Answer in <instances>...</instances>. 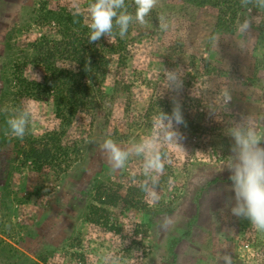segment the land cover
<instances>
[{
	"label": "rangeland",
	"instance_id": "1",
	"mask_svg": "<svg viewBox=\"0 0 264 264\" xmlns=\"http://www.w3.org/2000/svg\"><path fill=\"white\" fill-rule=\"evenodd\" d=\"M90 2L0 0V264H223L225 253L233 264H264V233L231 214L225 168L229 124L251 116L264 128V41L252 57L236 56L239 48H254V29L247 37H223L214 31L213 13L158 0V26L136 42L127 65L129 89L114 94L111 66L104 88L112 97L96 109L78 160L46 174L25 159L29 141L60 124L51 100L19 94L15 79L21 72L49 79L33 47L43 31L36 20L42 8L79 6L89 23ZM166 70L182 74L178 91L167 88ZM225 89L233 97L227 106ZM174 101L185 125L179 144L157 142L165 167L153 201L141 188L143 157L113 169L101 145L110 137L131 148L152 134L161 110L171 114ZM24 106L33 115L20 139L6 119ZM165 217L173 221L167 227Z\"/></svg>",
	"mask_w": 264,
	"mask_h": 264
},
{
	"label": "trees",
	"instance_id": "2",
	"mask_svg": "<svg viewBox=\"0 0 264 264\" xmlns=\"http://www.w3.org/2000/svg\"><path fill=\"white\" fill-rule=\"evenodd\" d=\"M126 4L128 11L134 13V1L126 0ZM183 10L213 13L216 17L214 31L223 37L237 33V25L243 19H252L257 43L250 51L239 48L237 57H252L261 45L260 41H264V9L244 8L240 0H184ZM73 11L67 7L42 8L36 20L43 31L33 47L40 50L38 63L49 74L47 82L29 79L22 72L16 73L15 77L19 94L37 100L50 99L60 120L57 128L31 139L23 150L25 159L46 174L49 168L64 172L78 160L96 109L112 97L104 88L110 67H114V94L125 93L131 82L127 65L133 57L136 42L143 38L145 31L159 23L156 11L152 9L145 18L146 23L141 25L134 20L124 38H120L118 29H114L111 36H102L99 41L90 43L84 14L80 12L74 16Z\"/></svg>",
	"mask_w": 264,
	"mask_h": 264
},
{
	"label": "clouds",
	"instance_id": "3",
	"mask_svg": "<svg viewBox=\"0 0 264 264\" xmlns=\"http://www.w3.org/2000/svg\"><path fill=\"white\" fill-rule=\"evenodd\" d=\"M158 0H134V13L128 11L126 0H91L88 4L89 42L94 43L102 36H111L114 29H118L120 38H124L130 24L135 20L139 24L146 23V16L157 5ZM241 6L264 9V0H240ZM79 6L74 7L73 15H80ZM162 22L160 27L167 28ZM253 21L243 19L237 25V33L247 37L251 32ZM165 79L167 88L178 91L182 87V74L177 70H166ZM232 94L228 89L223 91L224 105L232 101ZM32 110L24 106L6 119V125L12 136L22 139L32 119ZM153 132L131 148L119 145L114 139L108 137L103 141L101 149L107 153L108 160L113 169H122L130 156L143 157V174L146 177L141 185L143 191L149 193L153 201L159 200L155 188L159 175L164 170V156L158 149L157 142L178 143L182 138L179 126L185 125L184 116L178 101H174L171 114L162 110L153 119ZM225 134L231 138V155L225 163L229 171V179L233 196L230 200V211L235 217L246 218L258 231L264 233V128L258 127L251 116H241L232 121ZM234 201V202H232ZM173 221L165 217L163 227ZM223 264H233L231 255L222 256Z\"/></svg>",
	"mask_w": 264,
	"mask_h": 264
}]
</instances>
